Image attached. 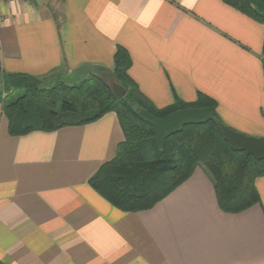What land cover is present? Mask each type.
I'll use <instances>...</instances> for the list:
<instances>
[{
	"label": "crops",
	"instance_id": "1",
	"mask_svg": "<svg viewBox=\"0 0 264 264\" xmlns=\"http://www.w3.org/2000/svg\"><path fill=\"white\" fill-rule=\"evenodd\" d=\"M0 16V94L4 75L115 82L121 47L156 109L200 93L221 124L264 137V25L221 0H3ZM122 141L114 113L11 136L1 96L0 264H264V177L238 213L220 210L202 168L151 209L121 212L88 181Z\"/></svg>",
	"mask_w": 264,
	"mask_h": 264
},
{
	"label": "trees",
	"instance_id": "2",
	"mask_svg": "<svg viewBox=\"0 0 264 264\" xmlns=\"http://www.w3.org/2000/svg\"><path fill=\"white\" fill-rule=\"evenodd\" d=\"M253 21L264 25V0H221ZM113 78L125 90L116 99L109 84L90 76L73 86L58 84L45 87L41 80L24 74L4 75L2 94L20 92L10 102L2 98V113L11 136L33 131L53 132L70 125H86L114 113L122 130L123 141L115 157L102 165L88 185L121 212L138 213L182 185L196 168L210 178L220 210L238 213L259 203L254 181L264 177V160L255 161L244 153L232 152L216 128V103L197 94L192 103L179 99L156 109L138 91L129 78L131 61L127 52L117 47ZM209 108V121L202 126L184 127L181 133L166 139L162 148L155 142L153 129L139 118L143 109L156 118L178 110ZM152 143L153 157L144 158V143Z\"/></svg>",
	"mask_w": 264,
	"mask_h": 264
},
{
	"label": "water",
	"instance_id": "3",
	"mask_svg": "<svg viewBox=\"0 0 264 264\" xmlns=\"http://www.w3.org/2000/svg\"><path fill=\"white\" fill-rule=\"evenodd\" d=\"M109 86L116 99L125 95V90L117 83L111 82ZM137 114L153 129L156 145L162 148L167 138L181 133L184 127L205 125L210 119L211 110L209 108L183 109L164 118H156L143 109H139ZM216 128L232 152L244 153L258 162L264 160V137L246 136L221 123H216Z\"/></svg>",
	"mask_w": 264,
	"mask_h": 264
},
{
	"label": "rangeland",
	"instance_id": "4",
	"mask_svg": "<svg viewBox=\"0 0 264 264\" xmlns=\"http://www.w3.org/2000/svg\"><path fill=\"white\" fill-rule=\"evenodd\" d=\"M90 76H95V75H93V74H89V75H86V76H84L83 77V80L84 79H86V78H88V77H90ZM95 77H98V76H95ZM100 77H101V75H100ZM99 78V77H98ZM101 79V78H100ZM114 79V78H113ZM82 80V81H83ZM103 80V79H102ZM110 80H111V78L109 77H106V78H104V82H106L107 84H110L111 82H110ZM110 82V83H109ZM115 83V82H114ZM58 84H62V83H57V84H55V85H58ZM54 85V86H55ZM21 94L22 93H20V92H15V93H11V94H9V95H5V94H2L1 96H2V98L4 99H6L7 100V102H10V101H12L13 99H15V98H17V97H19V96H21ZM144 148H143V150H144V158H146V159H150V158H152L153 157V151H152V143L151 142H145L144 144ZM157 146V145H156Z\"/></svg>",
	"mask_w": 264,
	"mask_h": 264
},
{
	"label": "built area",
	"instance_id": "5",
	"mask_svg": "<svg viewBox=\"0 0 264 264\" xmlns=\"http://www.w3.org/2000/svg\"><path fill=\"white\" fill-rule=\"evenodd\" d=\"M0 1H3V0H0ZM2 21V18H1V16H0V22Z\"/></svg>",
	"mask_w": 264,
	"mask_h": 264
}]
</instances>
